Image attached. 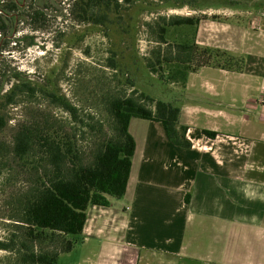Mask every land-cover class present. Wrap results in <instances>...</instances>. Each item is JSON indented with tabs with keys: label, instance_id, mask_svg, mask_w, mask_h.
Wrapping results in <instances>:
<instances>
[{
	"label": "crops",
	"instance_id": "obj_1",
	"mask_svg": "<svg viewBox=\"0 0 264 264\" xmlns=\"http://www.w3.org/2000/svg\"><path fill=\"white\" fill-rule=\"evenodd\" d=\"M195 30L244 69L203 65L167 84L188 149L160 121L131 117L127 191L89 207L70 264H264V26L205 15Z\"/></svg>",
	"mask_w": 264,
	"mask_h": 264
},
{
	"label": "rangeland",
	"instance_id": "obj_2",
	"mask_svg": "<svg viewBox=\"0 0 264 264\" xmlns=\"http://www.w3.org/2000/svg\"><path fill=\"white\" fill-rule=\"evenodd\" d=\"M78 1L46 2L45 12L35 9L33 0H0V115L6 121L0 127V264H41L32 253L57 251L59 264H70L81 255V241L69 252L60 251L73 236L52 230L39 236L37 228L22 221L27 197L45 171L44 149L35 134L63 131L88 165L119 134L109 111L115 98H140L141 92L153 99L170 96L168 82L160 78L165 67L160 61L176 56L177 43L191 41L194 32L171 25L176 16L264 26V0H100L88 13ZM193 55L190 65L198 66L200 50ZM22 82L34 91L17 90L7 102ZM52 94L64 96L76 116ZM24 126L35 139L28 154L18 157L15 135Z\"/></svg>",
	"mask_w": 264,
	"mask_h": 264
},
{
	"label": "trees",
	"instance_id": "obj_3",
	"mask_svg": "<svg viewBox=\"0 0 264 264\" xmlns=\"http://www.w3.org/2000/svg\"><path fill=\"white\" fill-rule=\"evenodd\" d=\"M99 2L100 0H79L77 4L82 5L81 8L88 13V8ZM191 2L187 1L188 4ZM201 18L202 16L178 15L170 21L171 25L192 27L194 32L191 41L177 43L176 56L171 55L160 61L161 64H165L160 77L163 81L179 82L184 86L189 72L203 65L240 71L244 69V58L236 57L218 48L202 47L195 42V27ZM161 41L167 43L164 39ZM198 50L203 58L198 66H192L190 64L195 57L193 54ZM17 90L34 91V88L22 82L8 94L7 102L14 100L13 95ZM51 96L54 102L61 104L71 115L76 116L77 109L64 96L54 94ZM143 101H150L153 107L147 106ZM109 111L117 121L119 134L115 140L109 141L103 149L95 153L93 161L88 165L81 162L76 143L63 131L55 129L35 134L44 149L45 171L39 186L27 197L22 221L29 227L37 228L39 236L43 235L45 230L73 236L66 242L64 248L60 249L61 252L73 249L76 237L85 228L87 211L91 205L107 206L110 204L108 196L122 198L126 193L132 156L136 149L135 139L128 128L131 117L160 121L167 138L172 143L183 149L192 146L191 141L186 137L187 127L179 124L181 107L174 102L161 98L153 99L150 95L141 92L140 98L133 96L115 98L111 102ZM5 122L4 117L0 115V127H3ZM204 134L214 138L218 132L204 130ZM35 135L25 126L20 128L15 135L14 154L18 157L26 156L32 148ZM186 201H189V194L186 195ZM1 246L8 247L5 244ZM59 257L58 251L51 254L32 253V259L41 264H59Z\"/></svg>",
	"mask_w": 264,
	"mask_h": 264
},
{
	"label": "flooded vegetation",
	"instance_id": "obj_4",
	"mask_svg": "<svg viewBox=\"0 0 264 264\" xmlns=\"http://www.w3.org/2000/svg\"><path fill=\"white\" fill-rule=\"evenodd\" d=\"M54 0H33V4H34V8L35 9H38V10H42V11H45V12H48V7L45 5V3H49V2H53ZM77 1V0H75ZM24 3V2H23ZM23 3H21L20 5H22ZM17 5H18V2H17ZM1 14V12H0Z\"/></svg>",
	"mask_w": 264,
	"mask_h": 264
}]
</instances>
